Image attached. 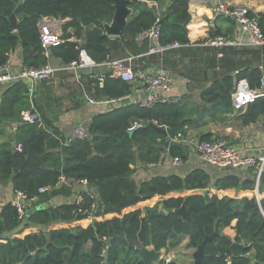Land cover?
Masks as SVG:
<instances>
[{"label": "trees", "instance_id": "16d2710c", "mask_svg": "<svg viewBox=\"0 0 264 264\" xmlns=\"http://www.w3.org/2000/svg\"><path fill=\"white\" fill-rule=\"evenodd\" d=\"M149 3L157 4L158 9L149 7ZM188 4L189 0H132L129 7L133 13L121 36L109 38L102 25L111 21L113 0H0V66L17 52V67L33 69L52 60L68 65L83 52L96 64L116 57H136L132 62L135 74L162 67L167 70L172 67L167 57L189 50L185 49L189 45L186 27L191 19ZM12 15L18 24L16 31L8 21ZM256 16L264 36V14ZM157 17L160 44L178 43L181 47L161 56H148V41L138 43L136 38L151 28ZM42 18L66 21L61 37L64 43L49 49L48 58L39 38L38 22ZM215 35L219 34L210 33V37ZM219 51L223 56L218 65L224 71L201 92L203 107L199 114L186 109L183 100L150 109L112 105L84 126V139L68 144L67 137L44 111L48 103L43 106L41 99L39 102L34 98L30 103L24 83L5 85L0 98V138L3 126L19 122L24 111H37L41 124H22L13 143H0V183L9 182L13 191L21 192L27 200L45 204L57 196L70 197L74 189L64 186L40 195V188L54 187L62 177L85 180L92 197H85L80 206L74 201L28 213L29 221L46 226V231L32 229L25 235L19 232L0 238V264H143L141 248L152 246L159 252L179 242L184 224L177 212L182 207L196 244L200 246L207 240L201 264H227L228 259L230 264H264V172L259 179L258 199L253 169L245 171L243 177L230 173L232 169L222 170L217 176L195 169L185 175L156 176L139 185L132 179L136 166L156 165L162 155H167L168 165L173 158L185 163L190 147L175 140L185 138L188 127H198L205 116L223 121L233 114L234 90L260 89L264 70L259 71L258 65L262 60L264 63V46L251 51ZM237 57L246 61H237ZM86 86L97 102L116 100L131 88L108 72L103 88L99 89L91 78L86 79ZM263 116L261 96L249 103L235 121L245 128ZM134 122L141 127L128 132ZM213 139L220 138L211 134L198 137L200 141ZM136 194L140 197L136 205L118 209ZM92 204L96 207L94 220L86 223L79 210ZM21 220L17 210L7 203L0 212V236L18 227ZM47 255L52 260H47Z\"/></svg>", "mask_w": 264, "mask_h": 264}, {"label": "crops", "instance_id": "0c3cea01", "mask_svg": "<svg viewBox=\"0 0 264 264\" xmlns=\"http://www.w3.org/2000/svg\"><path fill=\"white\" fill-rule=\"evenodd\" d=\"M217 3H227L244 7L251 14L255 15L264 14V0H189L188 9L191 19L186 27L189 45L185 47V49L189 50L174 57H167L166 60L170 65H172V67H167V70L165 71L169 73L172 79V91L170 96L179 101L183 100L187 104L186 109H193L195 111V115L199 114L201 107H203L199 98L201 92L207 89L211 85L212 81L220 77L224 71L221 65H218L219 60L222 58L217 57L220 51L207 44L208 39L211 38L210 33L215 32L219 35L229 36V38L235 42V46L230 47L233 49L251 51L252 49L258 48L253 47L249 43L248 37L241 32L239 26L233 20L220 15H214L212 13V7ZM148 6H154L158 9L157 4L149 3ZM65 22L66 21L63 20L59 25V34L61 37L62 27ZM69 32L71 33L72 31L69 30ZM18 57L19 55L17 52L11 58V62L14 67H17ZM124 57H116L115 60L123 59ZM140 57L141 56H137V58ZM237 61L244 63L246 58L237 57ZM51 64L55 67L61 65L57 60H52ZM258 67H262L264 70L263 60ZM98 73H106V71L97 68H88L71 74L59 73L45 84H42L43 82H38L36 84L34 99L39 102L41 99L40 103L43 106L45 103H48V106H44V111L53 120L54 125L63 132L65 137L70 134L72 127L76 125L85 126L95 114L104 112L111 108L112 105H108L107 108L102 101H95V99L91 96L93 91H89L87 89L86 79H89L92 75ZM57 79L60 80V83L56 87L52 85V81H56ZM69 84L70 89L73 88L78 93L77 96L82 99L84 105L75 112L69 111L68 113H65L64 111L61 113L59 109H55L56 106L54 101L57 98L56 94H58L56 91L60 85L62 87ZM4 88L5 85H0V98ZM58 104L60 105V103ZM245 109L246 107L240 110L234 109L233 114L227 116V118L223 121L218 120L217 116H205L199 122L198 127H188L186 129V140L194 141L203 134H211L212 136L219 137L229 144L242 147L245 146L248 149V154L252 156H259L261 154V150L264 148V116L261 117L255 124L242 128L239 123L235 121V117L242 115ZM74 121L79 122V124H74ZM232 123L238 125V127H230V124ZM225 124L227 126H222ZM8 125L9 124L3 126V136L0 138V143H13L14 141L15 132L9 131L7 129ZM189 152L188 160L176 168L170 167L167 163L152 166H136L134 168L132 179L137 185H139L156 176H169L171 174L185 175L195 169H201L200 165L203 162H201L192 151ZM213 171L214 173L211 174L212 176H217L221 173V170L216 169ZM238 172L241 173L242 177L246 174L245 171ZM73 189L74 191L72 190L73 193L70 197L57 196L45 204L38 203L37 199L26 202L24 204L25 215L28 216V213L31 214L34 210L36 211L48 207L73 203L82 188L76 187ZM13 197L14 191L11 184L9 182L0 183V212L7 203H10ZM93 220L94 219H91V221ZM91 221L86 220L85 222L90 223ZM32 229L37 230L29 225H25L17 233L23 232V235H25ZM184 246L188 248L183 249ZM88 248L89 245L86 247V250ZM145 249L147 251H154L152 246H148ZM194 250L195 249L190 245L189 237L182 235L176 245H168L167 248L157 252L159 254V259L161 260L154 261L152 264H165L166 260L175 261L177 264H193L191 259ZM179 258L182 262H179Z\"/></svg>", "mask_w": 264, "mask_h": 264}, {"label": "built area", "instance_id": "2783aa9c", "mask_svg": "<svg viewBox=\"0 0 264 264\" xmlns=\"http://www.w3.org/2000/svg\"><path fill=\"white\" fill-rule=\"evenodd\" d=\"M214 15H220L233 20L240 28L241 32L249 39V43L253 47L264 46V36L261 33L258 25V17L251 14L246 8L239 7L233 4L217 3L212 7ZM62 20H55L51 18H42L38 22V31L41 47L44 50L45 57L49 56V49L57 47L64 43L61 38L60 23ZM148 41V56H161L166 50L173 48H180L178 43L172 45L162 46L160 40V19L157 17L155 24L148 30L139 34L136 42ZM209 46L221 50L223 48H230L235 46V42L225 35H215L208 39ZM217 57L221 58L219 53ZM136 57L127 56L123 59L106 60L100 64L90 62L81 52L80 58L77 61L71 62L68 65H60L58 67L52 64H47L40 69L33 68H19L14 67L11 58L0 66V85H11L18 82L24 83L27 88V96L30 101L34 98L36 84L38 82L50 81L59 73H75L83 71L88 68H97L105 70L112 78L120 79L131 85L129 93L111 101H102L106 106L108 105H128L140 108H153L157 105L176 104L179 100L170 96L172 91V79L167 71L164 69H150L146 72H139L135 74L132 62ZM258 70L263 72L262 67ZM237 71L234 72V74ZM91 79L95 80L99 89L103 88L105 73H98L92 75ZM259 91V92H257ZM264 96V77L260 80V89L255 92H247L243 87L234 90L231 94L233 109L240 110L246 107L254 99ZM22 124H41V116L37 111H24L20 115V121L17 123H10L7 129L11 132H16L17 128ZM141 127L138 122L132 123L128 132H132ZM86 137L85 127L76 125L71 129L67 136L66 144L78 139L82 140ZM178 143L189 146L190 151L195 154L198 159L218 170L232 169L236 171H247L253 169L256 174V182L259 183L261 174L264 172V148L261 150L259 156H252L248 154V149L245 146H238L229 144L220 139H213L211 141H188L186 138L175 140ZM167 155H162L160 161L156 165L166 163ZM182 164L179 158H173L170 161V167L176 168ZM152 166V165H149ZM68 188H82L81 192L75 198V204L80 206L84 202L85 197H92L90 191L87 189L88 183L85 180H73L60 178L54 187H43L38 190V194H46L53 190L62 187ZM256 198L258 199V190H256ZM27 200L24 194L14 191V197L10 201L22 218L25 214L24 204L32 201ZM95 205L92 204L88 208L79 210V213L86 217L87 221L93 218V211ZM104 254V252H103ZM169 260H166V263ZM230 264L229 259L226 261Z\"/></svg>", "mask_w": 264, "mask_h": 264}, {"label": "water", "instance_id": "95a60500", "mask_svg": "<svg viewBox=\"0 0 264 264\" xmlns=\"http://www.w3.org/2000/svg\"><path fill=\"white\" fill-rule=\"evenodd\" d=\"M131 3H132V0H113V15H112L111 21L109 23H104L102 25V29H103L105 36H107L109 38H118L121 36L123 29L127 25L128 19L130 18V16L133 13V10L129 7V4H131ZM8 21H9L12 29L14 31H16L18 28V24H17L15 17L13 15L10 16L8 18ZM83 49H84V45L81 46V50H83ZM257 92H259V91H257ZM162 133L166 136L165 130H162ZM166 146H168V143H166ZM13 152H15V151H13ZM200 167H201V169H203L204 171H206L210 174L214 173L213 170H216L215 167H211L205 163H202L200 165ZM229 172L233 173L235 175H241L239 172H236L234 170H230ZM258 186H259V183L256 182V190H258ZM87 189L89 191L91 190L90 187H87ZM139 200H140V197H139V195L136 194L133 197V199H131L130 201H124L118 207V209L122 205L134 206L139 202ZM177 213H178V215L181 216V218L183 220V224H184L183 235H186L189 237L190 245L195 249L194 252L192 253L193 264H201V261L204 257V246H205V243L207 240H205L202 245L198 246L196 244V242L194 241L193 235L191 234V232L189 230V226L187 223V214L185 212L184 207H182ZM25 225H29L33 228H36L37 230H40V231L46 230V227L44 225L32 223L29 221V217L27 215H24L22 217V222L20 223V225L18 227H16L12 231L4 232L0 236V238L11 237L12 235H14L18 231H20L23 228V226H25ZM142 230H143V225H142L141 231L138 235L140 241H142V234H143ZM140 255H141V260H142L143 264H152L154 261H158V260L160 261L161 260V259H159V254L157 252L147 251L145 248L140 249ZM46 258H47V260H52L51 257L48 255ZM165 264H177V263L175 261H169Z\"/></svg>", "mask_w": 264, "mask_h": 264}, {"label": "rangeland", "instance_id": "374dc122", "mask_svg": "<svg viewBox=\"0 0 264 264\" xmlns=\"http://www.w3.org/2000/svg\"><path fill=\"white\" fill-rule=\"evenodd\" d=\"M59 83H60V80H58V79L56 81H52V85L56 86V87L59 85ZM56 93H58V94H56L57 98L54 101V104L56 106L55 109L56 108L59 109V111L61 113L64 112V111H65V113H68L69 111L75 112L77 109H73V108H76L79 105L81 106L82 103H84L82 101V99H80V97L77 96L78 93L75 91V89H73V88L70 89V84L67 85V86H62V87L60 85V87L57 88ZM61 102H62V104H61ZM58 103H60V105ZM75 122L76 121H74V124H77V123L79 124V122H76V123ZM222 126H227V125L225 124V125H222ZM230 127H235L236 128V127H238V125H235V124L232 123V124H230ZM187 248L188 247H186V246L183 247V249H187ZM189 253H191V252H189ZM178 260H179V262H182L180 258Z\"/></svg>", "mask_w": 264, "mask_h": 264}, {"label": "flooded vegetation", "instance_id": "af4514ba", "mask_svg": "<svg viewBox=\"0 0 264 264\" xmlns=\"http://www.w3.org/2000/svg\"><path fill=\"white\" fill-rule=\"evenodd\" d=\"M193 248V247H192Z\"/></svg>", "mask_w": 264, "mask_h": 264}]
</instances>
